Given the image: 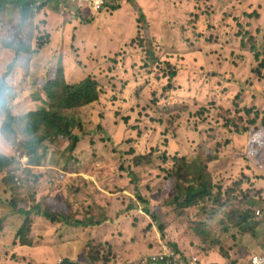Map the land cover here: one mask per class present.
<instances>
[{"label":"rangeland","instance_id":"1","mask_svg":"<svg viewBox=\"0 0 264 264\" xmlns=\"http://www.w3.org/2000/svg\"><path fill=\"white\" fill-rule=\"evenodd\" d=\"M64 1L50 2L26 23L43 46L30 72L17 71L9 80L16 92L9 106L21 115L44 105L36 79L60 60L70 83L90 77L101 96L82 118L78 161L63 182L55 174L66 170L64 160L48 154L35 166L19 148L20 128L14 129L17 139L1 135L0 119V152L14 158L13 167L0 172V218L3 201L10 200L6 179L12 178L22 193L36 191L35 203L45 206L56 193L76 219L101 224L50 225L41 217L47 226L34 222V248L3 247L0 237V264L75 261L87 243L98 245L94 264H152L149 257L174 254L180 241L193 245L204 239L205 249H226L231 242L217 216L209 218L210 201L205 212L180 213L165 204L171 190L163 171L172 160L163 165L160 158L200 155L205 161L204 151L211 149L218 157L206 166L212 192L242 190L256 209H264V180L256 186L253 179L264 174V0H105L94 14L80 9L77 0ZM19 20L14 5L0 14V78L13 57L6 43L17 41ZM243 45L256 46L258 56ZM147 46L154 50L149 61L141 52ZM248 109L259 117L246 116ZM223 111L238 115V124L222 127ZM250 122L253 127L244 131ZM149 152L154 163L134 170L137 182L129 183V160ZM24 174L35 185L23 186ZM195 229L208 236L193 237Z\"/></svg>","mask_w":264,"mask_h":264},{"label":"trees","instance_id":"2","mask_svg":"<svg viewBox=\"0 0 264 264\" xmlns=\"http://www.w3.org/2000/svg\"><path fill=\"white\" fill-rule=\"evenodd\" d=\"M53 1L1 0V12L5 11L8 5H14L19 10L20 20L17 41L14 44L6 43V48L12 51L13 57L5 73L0 78V93H3V95H0V119L2 123L1 135H9L17 139L18 134L14 129L15 126L20 128L22 139L19 140V148L29 155L30 161L35 166H41L42 161L48 154H58L64 160L66 170L61 174L56 173L55 179L58 182H63L67 173L75 171V163L78 161L77 148L80 135L84 133L82 118L86 117L87 108L96 103L101 96L96 81L87 77L80 82L70 83L65 78L62 61L60 60L55 66L48 68L42 77L36 79L39 93L45 98L44 105H39L21 115L16 114L15 108L9 106L16 93L9 80L17 71H21L23 74L30 72L35 55L43 46L41 42H38L42 39H37L33 29L27 27L26 23L32 21L37 13H40L46 5ZM62 1V4L66 3L64 0ZM108 8L110 10L118 9L114 5H110ZM45 36L48 39L46 41H49L50 33ZM243 47L249 49L250 53L253 54L257 51L256 46L243 45ZM141 52L148 61L153 59L154 50L151 47L147 46ZM257 56V53L254 54V58ZM262 65H264L263 59H261L260 67ZM244 112L248 117V114H252L254 118L259 117V114L252 109L244 110ZM229 114V111H223L219 117L225 123L221 126L226 129L230 124L235 126L240 120L238 115L229 117ZM260 119L262 120V118ZM253 125L251 122L248 123L244 127V131L250 130ZM218 145L217 143L214 144V146ZM166 154L162 153L160 160L163 165L167 160H172L170 168L163 171L165 173L163 180L169 184L171 190L165 202L167 206L179 210L180 213H185L187 209L192 208L197 209L199 212H205L206 203L210 201L212 204L208 210V216L211 219L217 216L216 220L221 226V233L229 239L231 245H235V237L232 236V233H237L238 236L247 235L252 238L258 224L254 220L257 203L253 198L246 196L242 190H238L234 194L231 191L225 194L212 192L206 166L207 163L215 161L218 157L211 152V149L204 151L205 161L202 160L203 158L200 155L186 159L185 157L177 158L175 156L169 158ZM126 155L127 153H125ZM13 163V157L5 156L0 152V172L9 170L13 167ZM153 163V152L133 156L126 168L129 183L134 184L137 182L134 170L150 166ZM255 176L258 175H253V177ZM261 177L264 180L263 173H259V180L253 178L256 186H259L257 182L261 181ZM27 179L24 174L23 186L25 184L26 186L28 184L35 185V181L31 182ZM6 183L10 191V200H7L6 203L3 201L7 206L4 207V216L0 218V237L3 235L5 238L3 247L23 246L34 248L36 243L33 224L36 217L44 218L50 225L63 224L76 228L101 224L100 221L87 222L76 219L69 210L64 209L65 205L57 199L58 195L56 193H52L46 199V205L44 206L42 203H35L36 191L32 195L22 193L12 178H7ZM136 197L139 200L141 199L139 193ZM141 202L146 204L145 201ZM143 212L150 215L148 209H144ZM147 228L151 229L152 227L148 226ZM157 230L162 233L163 227L157 225ZM191 235L201 240L208 236V232L203 229H195L191 230ZM214 239H217V236ZM42 243L44 246L45 241ZM193 245L200 248L204 247V239ZM210 245H214V243ZM231 245L228 247L230 248ZM39 246H41V243ZM97 246L94 243H87L86 246L81 247L75 261L66 258L60 264H81V262H78L79 259L85 264H94L99 256ZM176 246L173 245L176 253L182 258H187L178 252ZM217 253L222 258L227 259V252L222 247L217 249Z\"/></svg>","mask_w":264,"mask_h":264},{"label":"crops","instance_id":"3","mask_svg":"<svg viewBox=\"0 0 264 264\" xmlns=\"http://www.w3.org/2000/svg\"><path fill=\"white\" fill-rule=\"evenodd\" d=\"M40 218H35V222L37 223L38 220L41 222V226H47ZM256 223H258L257 229L252 238L247 235L238 236L237 233H232V236L235 237V245L224 249L227 252V259L222 258L215 248L205 249L203 246V248H199L191 244L185 245L183 241L175 244L178 252L187 258L199 256L208 264H245L251 256L264 254V218L258 219Z\"/></svg>","mask_w":264,"mask_h":264},{"label":"built area","instance_id":"4","mask_svg":"<svg viewBox=\"0 0 264 264\" xmlns=\"http://www.w3.org/2000/svg\"><path fill=\"white\" fill-rule=\"evenodd\" d=\"M71 1L73 2L75 0H71ZM77 1H78L77 6L80 9L86 8L93 14L96 12H100L105 4V0H77ZM0 6H1V0H0ZM0 14H1V10H0ZM22 158L25 159L27 158V156L22 155ZM254 217L255 220L264 217V209L263 210L257 209L255 211ZM149 259L153 263H157V264H208L198 256L182 258L176 252L174 254L159 253V255L149 257ZM245 264H264V254L251 256L250 259Z\"/></svg>","mask_w":264,"mask_h":264},{"label":"clouds","instance_id":"5","mask_svg":"<svg viewBox=\"0 0 264 264\" xmlns=\"http://www.w3.org/2000/svg\"><path fill=\"white\" fill-rule=\"evenodd\" d=\"M7 90L5 89V92H6ZM0 95H3V93H0Z\"/></svg>","mask_w":264,"mask_h":264}]
</instances>
